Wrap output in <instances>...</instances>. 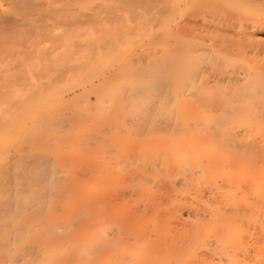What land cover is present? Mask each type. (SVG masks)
Wrapping results in <instances>:
<instances>
[{"label":"bare ground","instance_id":"1","mask_svg":"<svg viewBox=\"0 0 264 264\" xmlns=\"http://www.w3.org/2000/svg\"><path fill=\"white\" fill-rule=\"evenodd\" d=\"M53 1L61 3L62 0ZM80 1H83L82 5L77 7L64 3L63 7L57 8L47 0H10L8 10L7 1L0 0V125L9 120L7 114H12L11 109L16 108L14 112L19 110L16 112L19 117L34 106L35 109H44L31 115V122L56 117L55 122L68 121L66 126H71L73 102L86 95L97 99L107 84L116 81L115 87L108 89L114 104L107 107L99 97L98 108L109 118L115 112V106L128 105L127 110H136L132 127L147 136L145 139H149L151 149L160 145V149L154 148L142 166L130 169V179L146 183L160 180L155 187L159 193H166L164 203L174 205V208L176 205L182 212L183 207L175 195L176 178L170 177L183 164L185 176L178 184L182 189H190L196 178H206L208 184L216 188L209 191L216 195H212L209 211L199 213L189 228H181L178 237L159 242L161 235L151 234L149 240L157 245L162 243L163 248H150L141 256H121L116 252L119 257L112 263L183 264L182 258L194 248L200 249L197 252L203 256L222 254L225 243L237 240L236 219L227 216L224 210L229 207L231 212L234 210L238 216L243 215V219H256V208L264 204V187L256 186L259 176H251V187L247 184L248 188L234 190L229 197L223 196L224 187L229 188L227 183L219 185L216 178L220 168L237 171L243 162V157L238 156L240 150L257 148L256 143L261 142L255 132L264 135V0ZM123 13H128L130 19L127 20ZM132 19L137 24H132ZM112 21L119 26L108 25ZM146 25H150L147 39L138 42V49L117 58H113L112 53L109 55V52H117L124 39H128L129 31L136 27L138 31L140 26ZM90 28L97 34L90 33ZM122 28H127L124 29L126 33ZM69 32L76 38L63 46V37ZM44 40L54 43L49 42L47 51L40 48L39 55L49 53L55 45L52 56L48 53L42 55L45 58L50 56L52 60L41 68H27L29 58L36 56V49ZM7 41L14 44L6 47ZM107 58L115 59V63ZM76 75L82 78V83L76 87L71 85V89L68 86L69 90H57L62 82ZM83 75L86 77L84 81ZM51 88H56L55 93L50 91ZM49 91L55 95H50ZM47 94L49 96H45ZM40 104L44 106L40 107ZM30 138L28 136L26 140H32ZM207 142H211L215 149L209 154L199 152ZM25 145L10 146L8 150H16V153L0 162V264H16L20 259L39 262L47 254L52 256L54 250L64 243L75 246L83 238L74 224L63 225L56 216L47 214L49 207L60 204L66 194L63 188L69 182L64 174L67 171L55 164L52 156L31 150L30 144ZM260 146L264 148V144ZM246 159L256 165L253 156ZM130 191L125 192L128 195ZM121 193L119 201L127 198ZM72 200L76 202L75 198ZM73 201L69 203L71 206ZM162 204L158 202L153 207L159 208ZM61 209L65 211L67 208ZM88 215L79 212L74 217H82L84 226H88ZM122 229L113 232L111 237L106 236L110 245L118 241V237L123 239L128 235L134 243L132 248L137 249L141 234L134 231V235H129ZM22 240L26 243H21ZM210 242L216 245L211 248L208 246ZM16 243L21 244L16 247ZM74 246L69 247L75 254L78 250ZM97 246L90 251H98ZM88 251H83L82 256L88 258ZM198 261L197 264L206 263L203 259Z\"/></svg>","mask_w":264,"mask_h":264},{"label":"rangeland","instance_id":"2","mask_svg":"<svg viewBox=\"0 0 264 264\" xmlns=\"http://www.w3.org/2000/svg\"><path fill=\"white\" fill-rule=\"evenodd\" d=\"M6 1V7H8V10H10V0ZM47 1L50 5H53L54 7H63L64 3L72 7H77L82 5L83 2H81L80 0H62L61 3L56 1L54 2L53 0ZM203 13L210 14L209 12ZM102 14L104 13H101L100 16L101 18H104ZM123 14H126L128 17V13ZM122 15L121 17L126 16ZM45 18L50 20L48 17ZM123 18L125 19V17ZM207 18L210 20V17ZM129 19L130 18L128 17L127 20ZM133 20L134 19L130 20V22L132 21V24H137L139 21V19L137 20L136 18L137 23L135 20L133 23ZM112 22L111 24L108 23V25H117L116 21ZM117 26H119V24ZM148 27H150V25H146L143 27L140 26V30L138 31H142L141 33L137 31V27L133 29L135 32L133 30L129 31L131 35L129 34L130 36L128 35V39H124L125 42L120 44V47H123H119L117 52H109V55L110 53H112L111 55L113 56V58L115 56V58H117L121 54L128 55L129 53L134 52L136 49H138V42L147 39L146 36ZM124 29L127 28H122L121 30L124 31ZM91 32H93L94 35L97 34L94 29L92 30V28H90V33ZM68 34L72 36L70 32ZM68 34L64 35L65 37H63V46L69 45L74 40V38H76L75 35L70 38L71 36L68 37ZM49 42L52 41L44 40L39 45V47L36 49V56H34L35 60H33V56V59L29 58L32 62H29L28 60L29 63L27 62L26 64L27 68L30 69L34 66L41 68L44 67L46 64H49V62L52 60L49 58L50 56H47L46 58L42 56L45 53L47 54L48 52L44 53L42 51L43 54L41 53V55H39L42 48L45 50L48 49L47 47H49L50 45ZM131 42H133L134 44ZM12 44H14L13 41H7L4 45L7 47ZM15 46L18 47L17 44H15ZM53 47H55V45H53L52 48ZM40 48L41 50H39ZM52 48L51 50L49 49L48 55H53ZM3 51L4 49L1 50V52ZM41 56L44 58H42ZM108 60L109 62H112L114 60L113 63H115V59L111 58ZM30 63L32 65H30ZM106 63L109 64L108 62ZM128 66L129 68H132V65L130 63H128ZM72 77H70L72 79L69 78L62 82V84H60L61 87L55 86L57 90L59 91L60 89L61 91L63 88L69 90L71 89V85L72 87H76L78 86V84H80V82L82 83V78L80 77L81 79H79V75H76L75 78L74 76ZM85 79L86 77L84 78L83 75V81ZM116 84V81H112L107 84L105 86V89L102 90L100 95L97 96V99H95L91 95L80 96L78 99H76L71 105L73 106L71 107L72 109H70V111L73 113L71 118L72 120H69L71 126H66V124H69L68 121H56L57 123H59L58 125L54 121L56 117L53 120L52 118L50 120L48 118L38 123L31 122L32 116L37 111H42L44 109H38L36 106V109L33 106L31 109H34H29L28 113H24L25 115H22L23 113L20 112L21 114H19L22 116L19 117H16L19 110L17 109L18 112L16 111V113L14 112L16 108H13L14 110L11 109L12 114H7V118L9 120L7 119L8 121H6L5 124H2L3 126L0 125V162L3 161L6 157L8 158L9 156H12L16 153V150H8L10 146L20 143L21 145L30 144L29 146L31 147V150L43 152L49 157L52 156L51 158L53 162L57 165L62 166V169L67 171L64 172V174L69 179V182L63 188L66 194L60 201V204L52 205L49 207L47 214L48 216H56L58 221H60L63 225L74 224L73 226L78 227L80 236H83V238L80 239L77 245H71L72 243H66L65 245L64 243L63 246L61 245V247L57 249L59 251L55 249L52 256H49L47 254L45 255V258L41 259L39 262L34 259L33 261L29 259L28 261L30 262H28L27 259H20L19 262H16V264H111L117 256L119 257V255L129 256L133 254H140L141 256L146 254L148 250H150V248H163L162 243L157 245L155 243L153 244L149 240L150 238H152V235L154 236L156 233H159L161 235V239L159 242H165V240L168 238L173 240L174 237L176 238L180 235L181 228L190 226L192 224V221L194 222L197 219L199 213H207L206 211H209V207L212 206V195L214 194V191L209 190L214 189L215 187L208 184L207 181L209 180H207L206 178H196L195 180H193V183L195 185H191L190 189L187 190L182 189L183 187L178 185L180 178H183L185 176V172L183 171H185L186 167L183 164L179 166L178 170L175 172V175L170 177V179L176 178L177 190L175 192V195L176 197L178 196L176 199L177 202L180 203L183 207L182 212L177 210L176 205V208H174V205H166L164 203L163 199H165L164 196L166 195V193H159L157 187H155L157 182L161 183L160 180H157L156 183L152 181L150 182L149 180V182L146 183L143 180L133 181L130 179V169L136 165L142 166L146 159L152 155L154 148L155 150L160 149V145H157L153 149H151L149 147V139H145L147 136L136 130V128L132 127V122L136 116V110H127L126 107L128 105L126 107H124L125 105L115 106V112L109 118H106L108 115L102 113V111L98 108V100H100V98H102L101 100H103L107 104V107H111L114 104V101L108 94V89L111 87H115ZM56 88H51L53 90L50 89V91L55 93L54 89ZM54 93H51L50 95H53ZM48 94L45 96H49ZM41 105L42 104H40V107L44 106ZM1 113L2 111H0V115ZM14 117H23V119L20 120V118V121H15L16 118ZM30 117L31 120H29ZM73 117L75 118L73 119ZM86 118L87 120H85ZM31 124H34V127ZM28 125H30L29 128H26L25 126ZM35 125H37V127ZM50 128L53 129L51 130ZM70 128L73 129L70 130ZM122 129H125V131H123ZM104 130H106L107 132ZM136 132H139L141 134H137ZM45 133L49 134L46 135ZM255 134L256 138H259L258 141L264 144L263 133L255 132ZM40 135L41 139L39 138ZM28 136H30V139L32 140H26ZM100 136L102 138H100ZM50 137L52 139L51 141H49ZM46 139L48 141H46ZM35 142L37 143V145ZM261 143L259 144L261 145ZM211 144V142H207L198 151L207 154L211 153V151L215 149L213 144ZM259 144L256 143V145H258L257 148L248 150L249 153L251 152L250 154L246 150H240L238 156L243 157V162L237 171L230 168H220L218 170V177H216L218 184L223 186L227 183V185L229 186V188H226L227 186L224 187L225 191L223 192V196L229 197V195L231 196L232 191H240L242 189H245L247 187V184L251 187V176H259L258 184L256 186H258L259 188L264 187V148H262ZM6 149L7 151H5ZM260 152H262L263 155L260 154L259 156ZM134 154L136 155V157H134ZM247 156H253V160L256 165L251 163L250 160L246 159ZM139 161L142 164L139 165ZM245 162H247V164H245ZM257 162H260L259 164L261 165L258 164V166ZM109 171H111V173ZM71 178L72 180H70ZM236 178L238 180H236ZM224 179H226V181L222 182L224 181ZM244 183L246 186H243ZM199 186H201L200 190ZM118 190H120V192ZM129 190H135L140 194H135L133 192V196V193L130 191L127 195ZM121 191H123V194L121 193ZM228 192L230 193L228 194ZM262 192L264 193V191ZM120 193L122 195H126L127 198L123 201H119L118 199H120V196L118 195ZM115 196L117 199L115 198ZM73 198L76 199V202L72 200ZM72 201L73 204L71 206L69 203ZM158 202L163 204L159 208H154L153 205ZM61 208L67 209L64 211V209ZM140 208H142V210ZM227 210H224L226 215H229L232 218L236 219L235 227L237 233V240H235V242L234 240H230L229 244L225 243L222 254H217L214 256L212 255V257L211 254L209 256H203V254L197 252L200 249L194 248L188 253H186L187 256L184 259L182 258L183 264H197L198 259L199 261L203 259L206 262L205 264H264V204L256 208V219L247 217L246 220V217L243 219V215L240 217V215L238 216L237 214H235L236 211L233 210L234 212H231L230 208L228 212ZM79 212L85 213L87 215L92 213L88 215V226H84V220L82 217H74V215ZM138 212L140 215H138ZM181 215L182 218L180 219L179 217ZM119 229H122L126 232V234L129 235H134L136 231L137 234L140 233L142 239L139 243H137L138 245H136V247H139L137 249L132 248L134 243L132 241V237L128 235L123 238L125 242L121 237H118V241H115L112 245H110V242L107 240V237H111L113 235L112 233L117 232ZM138 230L140 231L138 232ZM177 230H179L180 232ZM211 236L212 238H214L213 235ZM20 242L26 243L25 240H22ZM21 243H16L15 246L18 247ZM211 243L212 242L208 243V246L213 248L216 244L215 242L214 244ZM69 246H74L75 250H78L77 253L74 254L75 251L71 252V248ZM93 246H97L98 251H90L92 250L91 248ZM86 250H89L88 258L82 256V252ZM116 252H118L119 255L115 254ZM68 258L70 259L68 260Z\"/></svg>","mask_w":264,"mask_h":264}]
</instances>
